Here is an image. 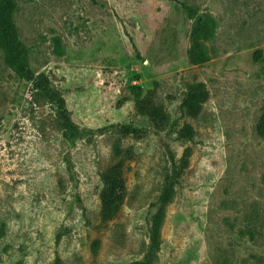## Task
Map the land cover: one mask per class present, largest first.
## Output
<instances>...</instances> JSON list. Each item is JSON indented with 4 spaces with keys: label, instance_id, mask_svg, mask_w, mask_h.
<instances>
[{
    "label": "rangeland",
    "instance_id": "1",
    "mask_svg": "<svg viewBox=\"0 0 264 264\" xmlns=\"http://www.w3.org/2000/svg\"><path fill=\"white\" fill-rule=\"evenodd\" d=\"M13 1L56 100L0 50V264H264V0Z\"/></svg>",
    "mask_w": 264,
    "mask_h": 264
},
{
    "label": "trees",
    "instance_id": "2",
    "mask_svg": "<svg viewBox=\"0 0 264 264\" xmlns=\"http://www.w3.org/2000/svg\"><path fill=\"white\" fill-rule=\"evenodd\" d=\"M15 2L13 0H0V50L3 53L5 63L22 79L33 80L34 88H36L35 94L44 97L50 102L55 101V93L50 87L46 78L42 75L34 76L33 72L29 68L26 52L22 47L20 41L17 38V30L13 21V11L15 9ZM136 90L137 87H135ZM149 93V92H147ZM143 95L136 102V109L139 113L147 116L152 120L167 119V112L164 110L161 104L157 103L148 94ZM203 90L201 85L190 86L184 93L179 108L182 111L188 110L189 113H195L201 103ZM61 104L62 101L58 100ZM196 114V113H195ZM66 120L67 117H66ZM124 134L138 135L141 130L131 125H127L122 129ZM177 138L183 141H189L193 138V129L190 127L187 130L178 131ZM168 150V149H167ZM108 185L106 193L103 195V200H109L110 203L117 201L121 193L124 191L121 177L111 168L107 170ZM154 228L150 227V238L153 241L156 234L157 221H153ZM140 264V263H136Z\"/></svg>",
    "mask_w": 264,
    "mask_h": 264
}]
</instances>
